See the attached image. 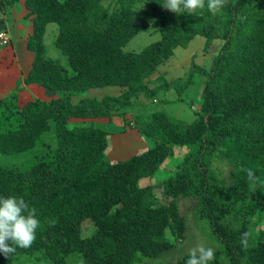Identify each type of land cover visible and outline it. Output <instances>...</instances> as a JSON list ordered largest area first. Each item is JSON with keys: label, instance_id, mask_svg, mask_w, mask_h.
<instances>
[{"label": "trees", "instance_id": "1", "mask_svg": "<svg viewBox=\"0 0 264 264\" xmlns=\"http://www.w3.org/2000/svg\"><path fill=\"white\" fill-rule=\"evenodd\" d=\"M16 1L0 0V12ZM23 2L32 57L24 76L0 92V196L23 197L40 227L31 247L13 245L7 258L0 253V264L20 257L46 264H152L184 238L178 201L186 197L206 222L201 231L216 243L209 264H264V0H226L216 15L207 0L192 15L163 9L165 0ZM49 23L57 26L52 44L64 60L47 55ZM152 24L159 39L127 49ZM7 34L0 46L12 44ZM197 35L205 48L218 45L208 67L192 65L170 82L149 78ZM21 82L45 97L21 101ZM107 86L117 92L85 95ZM159 90H173L194 119L184 122L157 108L139 112ZM116 116L122 121L116 133L130 127L151 146L110 162L104 156L110 133L95 123ZM220 162L228 166L226 176ZM244 233L247 247L240 242ZM187 258L177 255L170 264Z\"/></svg>", "mask_w": 264, "mask_h": 264}, {"label": "rangeland", "instance_id": "2", "mask_svg": "<svg viewBox=\"0 0 264 264\" xmlns=\"http://www.w3.org/2000/svg\"><path fill=\"white\" fill-rule=\"evenodd\" d=\"M5 9L0 12V28L4 27L10 35L12 44L6 46H0V92H4L6 87L10 86L19 78L23 77L27 72L29 63L31 61L32 53L27 50L25 46V40L27 35L32 29L30 19L26 18V9L24 7L23 0H17L11 4H6ZM138 11L141 15L147 16V7L138 3ZM57 28L55 23H49L46 27L45 45L47 49V55L52 58H60L64 60V56L58 51V49L52 44L54 39V32ZM54 31V32H52ZM160 34L152 24L151 27L139 33L135 38H132L127 44V49L139 50L143 46L150 44L151 42L159 39ZM218 48L217 44H213L207 48L204 47V38L202 36H195L185 47H177L174 49V53L169 57L167 61L161 64L158 69L149 77L150 79H157L159 76L163 77L164 81L170 82L173 79L184 77L189 68L194 65L197 67H208L211 63L213 55ZM201 77V76H200ZM199 77V78H200ZM201 79V78H200ZM159 80H162L159 78ZM152 85V84H151ZM21 87H24L23 94H21V101H26L33 97H45L42 90H34L31 87L25 86L22 82ZM116 87L107 86L104 88L92 89L87 91V96H101L104 94L115 93ZM10 91V89H9ZM8 91V92H9ZM119 91V90H118ZM196 94L193 92L192 97ZM158 99L145 100L144 107H138L137 110L141 113L147 114L153 109H164L166 112L182 121L190 122L194 119V113L191 107L186 106V101H182L177 98L176 93L173 90L167 92L158 91ZM170 99L167 103H160V99ZM142 99V98H141ZM132 115V111L125 113ZM121 117H114L113 122L107 121V118H101L95 125L99 128L109 131L108 144L104 150V156L107 161H118L130 158L135 154H139L144 151L147 146H151L150 140L142 137L139 132L129 130L127 127L123 133H116L115 126L122 125ZM50 141L54 146L53 134L50 132ZM39 150V149H38ZM179 159V154H176L173 159H169L168 164L171 165ZM4 159L0 157V163ZM216 163V162H215ZM221 174L226 176L228 166L220 162ZM161 173V172H160ZM157 196L163 203L168 202L162 195L159 188L155 189ZM180 213L184 216L186 221V229L184 238L177 241L176 247L172 248L167 255L161 256L152 264H170L175 262L177 255L188 253L189 249L194 247L197 243L203 242L206 246H215L214 240L206 232H202L200 226H203L204 230H207L206 222L199 221V218L193 213V203L190 198H181L178 201ZM87 227L90 230L92 224L87 221ZM16 264H46L45 262L35 261L32 258L20 257Z\"/></svg>", "mask_w": 264, "mask_h": 264}, {"label": "clouds", "instance_id": "3", "mask_svg": "<svg viewBox=\"0 0 264 264\" xmlns=\"http://www.w3.org/2000/svg\"><path fill=\"white\" fill-rule=\"evenodd\" d=\"M226 0H207L206 7L216 15L225 5ZM161 7L175 14L187 12L189 15L205 7V0H165ZM243 170V169H242ZM54 226L56 221H48ZM40 221L36 218V209L29 207L23 197L14 195L0 196V253L7 258L16 251V247L29 248L36 239V230ZM248 234L241 236V245L247 247ZM11 241V246L8 242ZM15 245L16 247H14ZM216 250L199 242L188 251L186 264H209L214 260Z\"/></svg>", "mask_w": 264, "mask_h": 264}, {"label": "built area", "instance_id": "4", "mask_svg": "<svg viewBox=\"0 0 264 264\" xmlns=\"http://www.w3.org/2000/svg\"><path fill=\"white\" fill-rule=\"evenodd\" d=\"M9 36L6 32V30H1L0 31V45H4L8 43Z\"/></svg>", "mask_w": 264, "mask_h": 264}, {"label": "crops", "instance_id": "5", "mask_svg": "<svg viewBox=\"0 0 264 264\" xmlns=\"http://www.w3.org/2000/svg\"><path fill=\"white\" fill-rule=\"evenodd\" d=\"M5 27H6V25L5 24H3Z\"/></svg>", "mask_w": 264, "mask_h": 264}]
</instances>
